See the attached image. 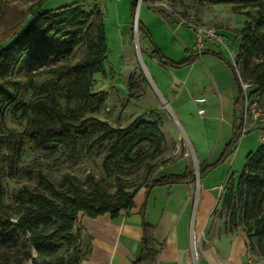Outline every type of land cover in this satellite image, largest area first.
Masks as SVG:
<instances>
[{"label": "trees", "instance_id": "obj_1", "mask_svg": "<svg viewBox=\"0 0 264 264\" xmlns=\"http://www.w3.org/2000/svg\"><path fill=\"white\" fill-rule=\"evenodd\" d=\"M42 1L23 0L30 5L18 10L0 36V264H80L90 252L91 240L79 221L81 215L109 214L114 219L133 208L142 187L149 191L195 180L193 170L186 167L177 174L157 172L142 184L126 182L143 170H154L164 155L167 141L161 125L156 119L136 117L125 126H114L98 117L106 92L94 90L95 74H104L109 53L104 10L82 3L36 10ZM149 1L174 5L179 0ZM210 4L230 6L247 20L237 30L236 64H230L237 89L232 135L213 164H200L199 176L231 155L241 138L239 77L264 100V0H190L187 5L198 10ZM135 7L131 0V16ZM5 11L4 7L3 18ZM137 28L159 63L171 67L191 63V57L177 63L168 59L139 20ZM141 79L135 73L128 76L129 97ZM7 114L18 119L21 130L6 126ZM27 145L68 167L101 158L99 174L88 172L80 180L65 173L54 183L24 161ZM9 179L36 184L8 192ZM105 183H112V190ZM217 205L229 225L241 226L246 250L264 258V144L247 153L238 178L226 181ZM140 215V251L131 264H153L159 250L154 227L145 221L144 207Z\"/></svg>", "mask_w": 264, "mask_h": 264}, {"label": "rangeland", "instance_id": "obj_2", "mask_svg": "<svg viewBox=\"0 0 264 264\" xmlns=\"http://www.w3.org/2000/svg\"><path fill=\"white\" fill-rule=\"evenodd\" d=\"M105 0H43L36 10L56 9L72 3H82L90 6L97 4L104 10V25L109 53L105 62L104 74H95V91H105L106 100L98 117L112 125H127L136 117L157 120L166 136L167 148L164 155L156 160L154 170H143L132 175L126 182L142 184L155 173L177 174L185 167L193 169L195 180L188 186L192 190V203L199 197L201 189L209 190L218 199L219 187L230 178H238L247 153L254 151L260 144V131L253 129L247 132L235 145V149L224 161L199 176L200 164H212L209 156L213 151L214 141L219 139L224 145L232 135L234 116L229 108L218 107L219 92L229 90L235 86L234 76L230 64L235 65V56L238 52L240 36L237 33L244 21L242 13H236L230 6L221 4L206 5L202 9L188 7L190 0H179L174 5L167 1L154 2L157 13L153 36L165 56L180 61L187 56L180 43L184 37L191 38L192 32L188 26L190 20L196 23L212 25L218 30L221 43L207 44L202 50H197L193 41V53L212 50L216 54H205L197 58L193 64L182 68H173L159 63L151 55L152 47L147 38L141 37L134 23L133 16L127 11L129 19L126 23V33L118 35L116 22L111 12H105ZM136 16L139 20V5L142 0H135ZM30 3L23 0H3L1 11L6 9L5 16L0 20V36L5 34L7 25L11 24L18 10H26ZM255 15V9H249ZM164 11L165 13H161ZM244 11V10H242ZM168 27L165 29L166 20ZM172 30V32H171ZM124 42V45L123 43ZM181 49L179 52L178 49ZM191 49V48H190ZM239 74L238 66H235ZM131 73L138 74L143 79L136 90L128 96L127 79ZM6 126L10 129L21 130L18 119L10 114L6 116ZM180 146L178 149V144ZM206 153L205 157L201 154ZM184 152L188 156H184ZM23 159L34 168L42 171L54 183L61 180L65 173L74 174L80 180L90 172L98 175L101 158L86 160L83 163L68 167L57 163L55 157H45L26 146ZM206 161V162H205ZM168 163V164H167ZM207 164V163H206ZM35 181L7 180L5 185L8 192L22 186H35ZM112 190V183H105ZM173 185L172 190L176 189ZM180 186V185H179ZM187 187V186H186ZM169 187L153 188L148 199V220L157 221V211L165 204L164 196ZM220 199V198H219ZM191 224V223H190ZM209 227L206 229L208 237H228L241 241L245 245L243 264H253L255 260L264 258L250 254L246 250V238L241 226L228 224L225 212L217 205L209 218ZM213 224V225H212ZM189 228V226H188ZM191 236L196 235L191 233ZM86 240V239H85ZM220 248L225 247L222 243ZM239 246L236 247V250Z\"/></svg>", "mask_w": 264, "mask_h": 264}, {"label": "crops", "instance_id": "obj_3", "mask_svg": "<svg viewBox=\"0 0 264 264\" xmlns=\"http://www.w3.org/2000/svg\"><path fill=\"white\" fill-rule=\"evenodd\" d=\"M130 1L105 0L104 2L105 12L107 15L111 12L113 20L116 22V29L118 28L119 31L117 37L119 38L126 33V23L129 19L127 11L130 14ZM154 7L155 3L142 0L139 5V21L164 55L152 34L157 21L155 20V13L157 12ZM165 20L166 26L164 27L167 29L169 27L167 19ZM182 40L183 43H180V48L192 60L187 65L173 68L190 66L201 55H211L212 50H204L197 55L193 53V34L191 38L184 37ZM121 43L124 45V42ZM180 48L178 49L179 52L181 51ZM167 58L175 63L179 62ZM236 96V86L219 92L217 99L219 109L225 107L232 112ZM214 142L213 151L209 156L211 160H217L225 146L219 139ZM201 148H203L201 155L205 157L204 147ZM208 162L206 163L208 164ZM214 162L212 161V164ZM173 185L178 186L172 190ZM173 185L166 186L169 188L162 193L164 199H166L165 204L157 211L158 218L154 222L148 220V199L153 188L164 186H155L149 191L144 187L140 188L133 198V208L126 213L121 212L117 218L112 219L109 214L94 218L81 215L79 221L84 228V232L91 236V240L90 252L80 264H131L140 251L142 238L140 213L143 207L144 219L154 227V240L159 246L153 264H243L245 245L243 246L240 240L225 236L210 238L205 232L210 225L209 218L217 206L222 191L218 189L219 196L216 200L209 190L201 189L198 199L195 203H192L189 199L192 190L188 186L193 185V183ZM192 232L197 237L191 236ZM222 243H225V247L220 248L219 246ZM237 246L239 248L236 250Z\"/></svg>", "mask_w": 264, "mask_h": 264}, {"label": "built area", "instance_id": "obj_4", "mask_svg": "<svg viewBox=\"0 0 264 264\" xmlns=\"http://www.w3.org/2000/svg\"><path fill=\"white\" fill-rule=\"evenodd\" d=\"M188 26L193 34L195 46L198 51L204 49L207 44L221 43L218 30L214 26L196 23L194 20H190ZM239 83L243 99L240 129L241 137L253 129H258L260 131L258 141L264 144V100L261 101L259 99L258 93L250 83L243 81L240 77ZM182 145L184 146V143L181 145L178 144L177 148L179 149ZM184 156H188V153L184 152ZM219 189L222 191L223 185Z\"/></svg>", "mask_w": 264, "mask_h": 264}, {"label": "water", "instance_id": "obj_5", "mask_svg": "<svg viewBox=\"0 0 264 264\" xmlns=\"http://www.w3.org/2000/svg\"><path fill=\"white\" fill-rule=\"evenodd\" d=\"M137 12H136V9L134 10V14H133V20H134V23L136 24L137 23V16H136Z\"/></svg>", "mask_w": 264, "mask_h": 264}]
</instances>
